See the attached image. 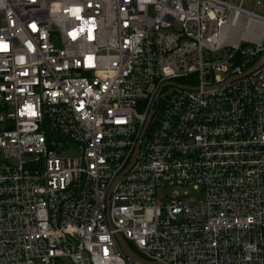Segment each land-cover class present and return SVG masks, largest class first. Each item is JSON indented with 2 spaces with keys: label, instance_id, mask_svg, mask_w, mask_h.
<instances>
[{
  "label": "built area",
  "instance_id": "obj_1",
  "mask_svg": "<svg viewBox=\"0 0 264 264\" xmlns=\"http://www.w3.org/2000/svg\"><path fill=\"white\" fill-rule=\"evenodd\" d=\"M0 44V264H264V15L0 0Z\"/></svg>",
  "mask_w": 264,
  "mask_h": 264
},
{
  "label": "water",
  "instance_id": "obj_2",
  "mask_svg": "<svg viewBox=\"0 0 264 264\" xmlns=\"http://www.w3.org/2000/svg\"><path fill=\"white\" fill-rule=\"evenodd\" d=\"M262 64H264V54L259 58V60L253 66L250 67V69L247 72H251L253 69L257 68L258 66H260ZM166 85H175V83L174 82L165 83L164 85H162L159 88V90L157 91L156 95L154 96L153 102L151 104V107L149 109V112H148V115H147V118H146V121H145V123L143 125V128H142L140 134H139V137H138L136 145L134 147L130 162H129L128 166L126 167V170L131 167V165L134 163V161H135V159L137 157L142 138H143V136L145 134V131H146L147 127H148V124H149V122H150V120L152 118V115L154 114V111H155L154 106H155V104L158 101L159 93L162 90V88L164 86H166ZM121 175H122V173L117 178H115L114 181H116ZM116 238L118 240V243H119L123 253L126 255V257L131 262L136 263V264H159L158 262H153V261L147 260V259L143 258L142 256H140L135 250H133L130 247V245L128 244L127 240H125L120 234H116Z\"/></svg>",
  "mask_w": 264,
  "mask_h": 264
},
{
  "label": "rangeland",
  "instance_id": "obj_3",
  "mask_svg": "<svg viewBox=\"0 0 264 264\" xmlns=\"http://www.w3.org/2000/svg\"><path fill=\"white\" fill-rule=\"evenodd\" d=\"M243 6L245 8H248V9L253 10V11L259 13V14L264 15V0H259V3H256V0H243ZM218 54H219V52L212 53L210 55V58L214 59V58H216L218 56ZM218 73L220 75H222V76L225 75V73L221 72V71H219ZM167 91H168V88H165L162 91L160 97L163 98L166 95ZM67 154L74 155V154H76V151L75 150H69L67 152Z\"/></svg>",
  "mask_w": 264,
  "mask_h": 264
},
{
  "label": "snow or ice",
  "instance_id": "obj_4",
  "mask_svg": "<svg viewBox=\"0 0 264 264\" xmlns=\"http://www.w3.org/2000/svg\"><path fill=\"white\" fill-rule=\"evenodd\" d=\"M77 11H79V10L77 9ZM32 27H33V29H35L36 25L33 24ZM73 35H75V34L73 33ZM0 47H6V45L0 44Z\"/></svg>",
  "mask_w": 264,
  "mask_h": 264
},
{
  "label": "trees",
  "instance_id": "obj_5",
  "mask_svg": "<svg viewBox=\"0 0 264 264\" xmlns=\"http://www.w3.org/2000/svg\"><path fill=\"white\" fill-rule=\"evenodd\" d=\"M129 245H130V247L133 249V250H135L136 251V248H135V246L130 242L129 243Z\"/></svg>",
  "mask_w": 264,
  "mask_h": 264
},
{
  "label": "bare ground",
  "instance_id": "obj_6",
  "mask_svg": "<svg viewBox=\"0 0 264 264\" xmlns=\"http://www.w3.org/2000/svg\"><path fill=\"white\" fill-rule=\"evenodd\" d=\"M115 237H116V235H115ZM117 239V238H116ZM118 241V240H117Z\"/></svg>",
  "mask_w": 264,
  "mask_h": 264
}]
</instances>
